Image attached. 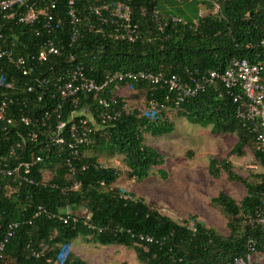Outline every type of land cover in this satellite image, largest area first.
Segmentation results:
<instances>
[{
    "label": "trees",
    "instance_id": "trees-1",
    "mask_svg": "<svg viewBox=\"0 0 264 264\" xmlns=\"http://www.w3.org/2000/svg\"><path fill=\"white\" fill-rule=\"evenodd\" d=\"M55 2L60 23L54 25L51 34L47 35L38 26L1 21L4 45H13L15 53L24 56L33 53L42 41L50 38L61 48V56L56 61H63L68 52H86L94 57L85 61L90 70L87 75L97 82L103 72H161L185 79L186 73L197 76L208 71H221L231 59L264 64V49L260 46L264 39V0H134L131 19L141 31L153 28L141 9L145 12L157 9L167 16L182 19L185 25L168 24L152 42H111L84 33L72 47H68L66 0ZM213 3L219 8L215 16L205 14L198 17L201 8L208 10ZM76 4L79 11L83 10L82 0H76ZM4 65L0 62L1 67ZM46 66L44 64L40 68L42 73ZM13 81L15 85L22 86L24 79L14 74ZM119 86L123 87V84ZM131 86L136 93L144 94L145 100L164 103L165 109L158 116L154 115L152 120L133 110L103 125L90 136L89 144L81 148L79 160L73 163L75 173L71 179L67 177L62 162L65 152L58 157L57 147L46 149L43 145L36 147V144L28 143L25 152L17 151L20 160L39 155L43 162L32 173L37 185L17 187L9 179L0 178V240L8 224H17L4 247L0 264H87L68 252L63 257V249L78 237H88L100 246L130 248L139 264H226L243 256L248 237L254 240L256 250L264 254V228L249 222L257 214H264V156L255 148L253 133L234 118L231 101L219 95L217 89L207 88L174 107L163 102L165 97L171 96L164 86L145 83ZM114 89L110 86L104 97H112ZM14 96L19 102L25 101L26 108L22 114L33 122L43 111H50L53 103L46 94L39 101L35 95L19 91L14 92ZM116 100L118 104L125 103L120 97ZM94 106L90 95L79 98L75 107L71 101H66L60 113L61 119L66 120L71 111L92 110ZM19 108L16 104L10 106L9 114L15 124L21 113ZM166 110L175 111L178 118L189 124L208 127L213 135H234L236 142L232 153H240L246 147L253 149V160L261 172L251 173L249 180H241L244 196L235 202L223 192H218L210 199L211 206L218 208L226 217V236L205 227L194 215L176 222L143 200L113 187L120 172L98 162L99 159L118 158L127 179L140 182L147 178L152 168L163 164V156L152 146L144 144L143 134L160 137L173 131V124L166 119ZM55 122L54 114L42 125L37 121L40 129L36 130L38 142L43 141ZM14 129L15 126L2 131L0 126V160H6L8 150L20 142ZM217 165L227 166L210 158L208 172L212 177L219 171ZM39 169L52 173L42 184L39 183L43 180ZM72 182L78 183L76 190L69 189ZM39 205L57 215L65 216L68 212L77 220L63 224L56 218L33 219L32 214ZM81 210L88 218L79 215ZM84 221L93 230L83 225ZM140 236L152 240L145 242L139 240Z\"/></svg>",
    "mask_w": 264,
    "mask_h": 264
},
{
    "label": "built area",
    "instance_id": "built-area-1",
    "mask_svg": "<svg viewBox=\"0 0 264 264\" xmlns=\"http://www.w3.org/2000/svg\"><path fill=\"white\" fill-rule=\"evenodd\" d=\"M83 10L79 11L76 0H66L65 17L69 27L68 47L75 46L84 33L106 38L111 42L135 43L136 41L152 42L163 28L168 24H182L185 21L180 18L167 16L157 9L147 12L141 9V13L152 22L153 28L141 31L137 23L131 19L132 4L134 0H82ZM55 0H1L0 1V29L1 21H12L15 24L35 27L48 34L54 31V25L60 23L55 12ZM198 11V17L205 14L216 15L217 4L213 3L211 8ZM54 23V24H53ZM195 22L193 23V25ZM82 27V28H81ZM264 49V39L260 41ZM61 56V48L47 38L42 41L33 53L18 55L13 45H4V38L0 30V62L6 67L0 66V126L2 131L15 126V132L20 137V142L14 144L8 150L7 159L0 160V178H7L12 184L21 186L23 184H38L33 179V171L43 162L39 155H31L28 160H20L17 151L25 152L28 143L36 144L46 149L57 147V156L65 152L63 166L67 177L71 179L75 173L73 163L81 156V148L90 142V136L107 123L118 120L122 114H130L133 110L125 103L118 104L115 93L106 98L107 89L110 86L117 89L123 84L125 90H134L131 85L145 83L149 86H164L171 94L165 97L163 102L171 103L178 107L186 100L197 96L207 88L217 89L219 95L227 97L234 106V118L253 133L255 148L264 156V64L250 63L246 59H231L221 71H208L206 73L181 79L176 75L166 76L161 72L151 73L145 71H113L103 72L101 80L96 81L89 77L90 71L85 61L94 59L86 52H68L65 59L57 60ZM47 64L42 73L40 68ZM14 74L19 75L24 82L22 86L14 84ZM19 91L35 95L37 101L46 94L51 100V110H45L37 120L42 123L48 122L51 115H55L56 122L48 130L42 142L37 141L36 130L38 123L22 114L26 108L25 101L19 102L14 92ZM84 95L92 97L95 109L88 108L71 111L66 120L61 119V111L66 101H71L73 107ZM19 105L20 115L16 124L9 114L10 106ZM165 104L154 100H145L142 109H136L140 116L153 119L158 116ZM18 129V130H17ZM38 130H40L38 128ZM43 145V146H42ZM34 147V146H33ZM31 154V152H29ZM59 157V156H58ZM12 160L11 163L7 160ZM83 169V168H81ZM43 180L52 175L49 170H40ZM47 175V177H46ZM78 183L72 182L70 190H76ZM88 218V215H84ZM45 217L56 218L63 224L75 223L76 217L65 213V216L53 214L43 206H37L32 218ZM86 220V219H85ZM251 224L264 228V214H257L250 219ZM88 229L93 227L82 223ZM17 224L11 223L6 227L5 234L0 240V261L2 260L4 247L12 237ZM101 230V229H100ZM98 230V231H100ZM139 240L151 242L150 237H139ZM264 254L255 248V242L248 237L245 241V253L243 256L233 258L226 264H263Z\"/></svg>",
    "mask_w": 264,
    "mask_h": 264
},
{
    "label": "rangeland",
    "instance_id": "rangeland-1",
    "mask_svg": "<svg viewBox=\"0 0 264 264\" xmlns=\"http://www.w3.org/2000/svg\"><path fill=\"white\" fill-rule=\"evenodd\" d=\"M200 10L204 14V9ZM114 92L128 107L135 110L144 107V94L123 87L114 89ZM165 116L173 124L170 134L160 137L143 134L144 144L152 146L163 156V164L152 168L143 181L127 179L118 158H104L98 162L120 172L113 187L143 200L176 222L194 215L205 227L226 236V217L218 208L211 206L210 199L218 192H223L235 202L244 196L241 180H249L251 173L261 172L253 160V149L246 147L240 153H232L236 142L234 135H213L208 127L189 124L178 118L173 110H166ZM210 158L218 164L223 162L227 165H217L219 171L215 177L208 172ZM84 213L81 210L79 215ZM67 252L87 264H139L132 249L100 246L88 237H78L72 241L63 249V257Z\"/></svg>",
    "mask_w": 264,
    "mask_h": 264
}]
</instances>
